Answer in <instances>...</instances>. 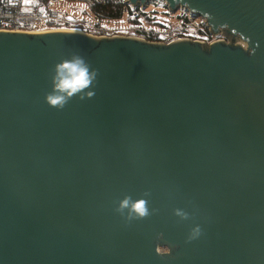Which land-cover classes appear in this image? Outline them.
Segmentation results:
<instances>
[{
  "label": "water",
  "instance_id": "water-1",
  "mask_svg": "<svg viewBox=\"0 0 264 264\" xmlns=\"http://www.w3.org/2000/svg\"><path fill=\"white\" fill-rule=\"evenodd\" d=\"M163 1L226 40L0 29V264H264V0Z\"/></svg>",
  "mask_w": 264,
  "mask_h": 264
},
{
  "label": "rangeland",
  "instance_id": "rangeland-1",
  "mask_svg": "<svg viewBox=\"0 0 264 264\" xmlns=\"http://www.w3.org/2000/svg\"><path fill=\"white\" fill-rule=\"evenodd\" d=\"M89 2L90 0H52L47 5L45 0L43 2L22 0V8L25 10L40 9L45 8L46 4L48 7L45 9L56 10L65 14V19L62 22L56 24L41 22L36 28H79L80 31L93 35H130L145 39H147V35H154L158 39L164 31L178 26L183 19L181 8L171 12L168 8H165L166 4L163 0H153L144 6H140V9L145 11L146 15L139 16V21L135 20L134 15H128L126 12L119 18L98 19L91 14ZM68 14L74 16L72 21L67 20ZM132 20L135 23H132Z\"/></svg>",
  "mask_w": 264,
  "mask_h": 264
},
{
  "label": "built area",
  "instance_id": "built-area-1",
  "mask_svg": "<svg viewBox=\"0 0 264 264\" xmlns=\"http://www.w3.org/2000/svg\"><path fill=\"white\" fill-rule=\"evenodd\" d=\"M90 1L92 2V0ZM130 6L132 5L130 4ZM181 10L183 13L181 23L164 31L155 41L168 43L180 39H192L210 43L217 39L226 40L222 32H212L202 16L194 15L190 10L184 8ZM64 19L65 14L56 10L45 8L25 10L22 8V0H0V29L37 31L41 30L36 28L41 22L56 24Z\"/></svg>",
  "mask_w": 264,
  "mask_h": 264
},
{
  "label": "trees",
  "instance_id": "trees-1",
  "mask_svg": "<svg viewBox=\"0 0 264 264\" xmlns=\"http://www.w3.org/2000/svg\"><path fill=\"white\" fill-rule=\"evenodd\" d=\"M39 2H43V0H38ZM52 0H45V2H51ZM45 4V3H44ZM45 4V8H47ZM165 8H167L165 6ZM89 9L93 17L98 19L102 18H119L122 16L124 12L128 15H134L135 20L139 21V16L146 15V12L140 9V6H130L128 2L125 0H92L89 2ZM74 19L73 15L67 16V20L72 21ZM135 23L134 20L131 21ZM148 40H155L154 35H147Z\"/></svg>",
  "mask_w": 264,
  "mask_h": 264
},
{
  "label": "clouds",
  "instance_id": "clouds-1",
  "mask_svg": "<svg viewBox=\"0 0 264 264\" xmlns=\"http://www.w3.org/2000/svg\"><path fill=\"white\" fill-rule=\"evenodd\" d=\"M85 72L83 69H80L77 71V73L71 77V78H61L58 80L56 83V88L60 89L61 91H66L67 95H71L78 86L84 85L87 83V80L84 79ZM91 94V93H89ZM65 96L64 95H55V96H49L48 100L53 103V104H63L65 101ZM137 209L141 214H144V209L140 205H137ZM178 214H180L178 212ZM199 233V228H195L193 230V236L197 235Z\"/></svg>",
  "mask_w": 264,
  "mask_h": 264
}]
</instances>
